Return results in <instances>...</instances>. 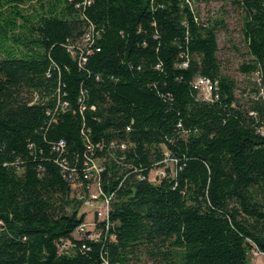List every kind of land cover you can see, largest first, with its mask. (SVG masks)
<instances>
[{
    "label": "trees",
    "instance_id": "1",
    "mask_svg": "<svg viewBox=\"0 0 264 264\" xmlns=\"http://www.w3.org/2000/svg\"><path fill=\"white\" fill-rule=\"evenodd\" d=\"M219 1L240 16L251 58L241 71L260 78L246 105L217 57L224 21L202 20L195 0H39L29 13L0 3V264H247L252 249L264 255V0ZM197 77L216 83V99L199 98ZM58 90L67 106L52 121ZM164 148L174 160L166 177L141 180L162 166ZM88 157L112 194L97 242L74 238L85 214L59 165L85 187ZM67 241L74 247L61 250Z\"/></svg>",
    "mask_w": 264,
    "mask_h": 264
},
{
    "label": "built area",
    "instance_id": "2",
    "mask_svg": "<svg viewBox=\"0 0 264 264\" xmlns=\"http://www.w3.org/2000/svg\"><path fill=\"white\" fill-rule=\"evenodd\" d=\"M93 27L90 26L88 32L84 35L82 41L83 46H87L88 44H91L93 39ZM82 61H85L83 58ZM186 63H182L180 67H185ZM192 89L198 92V96L203 101H213L217 98V95L215 94L216 91V83L211 82L209 79L204 77H197L192 82ZM59 90L57 91V107L53 109L52 111H49L48 114L52 116V121H54V115L56 114L58 108L64 109L67 106L66 102H60L59 99ZM81 97H83V93H81ZM79 102L82 103L81 98H79ZM127 130H129L127 128ZM85 135V133H82ZM120 149H125L127 144L120 143L118 145ZM65 142L63 140H60L53 146V150L56 153H63L65 151ZM89 148V145L87 146ZM111 147H114V144H111ZM164 159L161 162L162 166H158L155 168H151L148 172L147 176H140L139 178L141 180H147L150 183H159L164 177H166V170L168 167H171L174 163L173 159H170L169 152L164 148ZM61 171L63 176L71 182V188L73 189V197L82 205L86 206L93 214L94 221L92 224H88L84 221L81 225H79L75 232H74V238L80 240L83 238H86L87 240L92 241H100L101 235L103 233H107L109 226H110V220H109V214H110V203L112 199V194L107 195L103 193L101 185H100V176L103 172V166L98 160H93L92 158H86L83 162V180L87 181L86 186H83L82 182H77L75 179V176L73 175V172H71L70 168L68 167L67 163L65 161L59 162ZM92 188H94V193H92ZM89 226L91 228H89ZM105 235V234H104ZM113 239V236L111 237ZM74 247L72 243L69 241L62 243L60 249H69ZM82 250H86V245H81ZM254 256H258L261 254L257 249H254L253 251ZM103 264H109L106 259H103Z\"/></svg>",
    "mask_w": 264,
    "mask_h": 264
},
{
    "label": "rangeland",
    "instance_id": "3",
    "mask_svg": "<svg viewBox=\"0 0 264 264\" xmlns=\"http://www.w3.org/2000/svg\"><path fill=\"white\" fill-rule=\"evenodd\" d=\"M6 2L7 5L3 10H7L11 5H17L24 13H29L38 8L39 0H0V3ZM193 8L198 12L202 20L222 18L225 27L217 33V42L219 51L217 57L219 59L222 72L230 76L236 82L235 95L237 100L246 105L248 99L252 97V89L257 87L260 78L256 73L247 75L240 69L241 65L248 63L251 58L247 54L244 40L240 33V16L235 7L230 3H222L219 0H195ZM6 19V17H5ZM5 23L0 19V27H4ZM94 193V188H92ZM80 213L85 214V222L92 224L94 221L93 214L86 206L80 203ZM89 228H91L89 226ZM252 249L249 252V260L247 264H264V255H253Z\"/></svg>",
    "mask_w": 264,
    "mask_h": 264
}]
</instances>
